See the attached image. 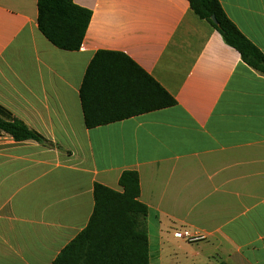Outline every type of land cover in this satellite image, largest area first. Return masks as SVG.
<instances>
[{"label":"crops","instance_id":"0c3cea01","mask_svg":"<svg viewBox=\"0 0 264 264\" xmlns=\"http://www.w3.org/2000/svg\"><path fill=\"white\" fill-rule=\"evenodd\" d=\"M264 54V0H217ZM78 51L37 27V0H0V106L57 148L0 133V264H52L85 229L93 187L139 177L149 264H264V76L187 0H72ZM98 51L126 55L176 101L86 129L79 89ZM204 237L188 243L175 231Z\"/></svg>","mask_w":264,"mask_h":264},{"label":"trees","instance_id":"16d2710c","mask_svg":"<svg viewBox=\"0 0 264 264\" xmlns=\"http://www.w3.org/2000/svg\"><path fill=\"white\" fill-rule=\"evenodd\" d=\"M187 1L196 17L238 52L242 62L264 76V54L240 33L217 0ZM37 12L38 30L49 43L63 51L80 49L91 19L89 10L72 0H37ZM79 99L86 129L176 105L175 99L130 58L110 51H98L90 61ZM0 133L17 142L32 141L55 147L1 106ZM119 187L121 191L94 184L93 210L85 229L52 264H149L148 208L139 200L138 174L124 171Z\"/></svg>","mask_w":264,"mask_h":264},{"label":"built area","instance_id":"2783aa9c","mask_svg":"<svg viewBox=\"0 0 264 264\" xmlns=\"http://www.w3.org/2000/svg\"><path fill=\"white\" fill-rule=\"evenodd\" d=\"M173 237L178 240H183L188 243H196L204 239L203 236L198 234H192L188 231L182 230V231H175L173 233Z\"/></svg>","mask_w":264,"mask_h":264},{"label":"water","instance_id":"95a60500","mask_svg":"<svg viewBox=\"0 0 264 264\" xmlns=\"http://www.w3.org/2000/svg\"><path fill=\"white\" fill-rule=\"evenodd\" d=\"M212 21H213V23H216L214 17H212Z\"/></svg>","mask_w":264,"mask_h":264}]
</instances>
